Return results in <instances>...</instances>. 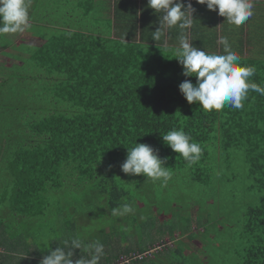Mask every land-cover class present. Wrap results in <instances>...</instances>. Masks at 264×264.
<instances>
[{
	"label": "trees",
	"instance_id": "obj_1",
	"mask_svg": "<svg viewBox=\"0 0 264 264\" xmlns=\"http://www.w3.org/2000/svg\"><path fill=\"white\" fill-rule=\"evenodd\" d=\"M48 1L41 6L40 0H33L29 10L35 24L55 26L30 28L33 35L44 37L41 45L18 41L20 33L0 43L2 55L22 62L10 66L17 70L13 73L1 71L7 78L0 80V91L9 95L0 105V264H39L43 255L16 259L13 247L21 246L26 235L37 239L24 227L53 214L47 195L62 188L68 178L97 179L94 187L106 206L130 203L135 211L126 220L133 216L137 221L140 201L127 197L125 181L136 185L145 176L121 170L127 146L135 142L159 149L172 172L188 169L200 184L211 183L214 158L224 164L221 169L234 170L230 154L240 157L246 168L242 176L246 193L256 199L238 211L239 228L226 229L233 234L226 242L237 244L233 264H264V96L250 92L243 109L225 107L205 113L198 103L189 104L179 89L186 79L196 82L195 76H184L182 65L172 58L179 29L170 30L168 44L161 42L160 48L151 37L159 20L152 23L150 7L141 9L140 17L133 0H124L121 7L120 0ZM191 2L197 11L190 39L194 46L210 48L216 36L200 29L202 24L215 26L216 17L209 15L206 5ZM47 18L51 20L45 22ZM202 34L207 42L200 41ZM11 47L23 53H9ZM235 52L241 64L255 66L251 79L264 86L262 56H255V50L245 55L241 46ZM172 128L183 129L201 145L203 154L196 164L188 165L164 143L162 133ZM165 222L157 226L159 232L167 228ZM149 226V233L155 235L156 224ZM155 240L109 245L100 264H188V248L177 250L178 260L165 255L161 258L167 262L151 261L154 252L169 245L162 240L155 245ZM37 245V250L44 249ZM43 252L48 254L47 249ZM31 258L35 262L29 263Z\"/></svg>",
	"mask_w": 264,
	"mask_h": 264
},
{
	"label": "rangeland",
	"instance_id": "obj_2",
	"mask_svg": "<svg viewBox=\"0 0 264 264\" xmlns=\"http://www.w3.org/2000/svg\"><path fill=\"white\" fill-rule=\"evenodd\" d=\"M40 3L42 6L43 0H40ZM50 20L51 18H47L45 22ZM35 29L39 28L35 27ZM15 34L0 35V43L3 40H12ZM16 39L35 45L42 43L40 36L33 35L27 29L20 33ZM10 49L9 53H23L22 50L15 47ZM21 63L20 60L0 53V80L7 78V75L1 71L13 73L17 70L12 67ZM2 64L12 67L6 68ZM5 96V91H0V105L8 100L9 95ZM230 159L234 170L221 169L224 166L221 160L215 158L212 160V165L215 166L212 171L213 179H211V183L207 184L195 181V177L191 176L188 169L172 172V178L166 186H162L159 181L147 180L146 176L143 178V183L140 181L136 185L125 181L129 192L127 197L135 199L136 203L140 201V207L137 209L141 215L137 221L132 220L133 216H130L131 221L128 222L127 216L123 218L111 216L110 209L101 200L100 194L94 187V184L98 182L97 179L84 182L77 176L68 178L62 188L51 191L47 195L53 206V214L49 213L46 220L44 218L34 219L36 224H33L32 227H24L35 233L37 239H32L34 237L30 236L31 234L26 235L25 240H21L23 243L21 246L13 247V254L16 259L29 258L34 253L44 256L46 252L43 251H46L47 248L45 249L43 244L46 241L52 238H66L70 235H79L87 241L99 240L107 250L112 244L119 246H125L132 242L136 245L139 243L148 244L151 243L152 238L155 240L157 237L158 240L154 241L155 245L163 242H167L169 245L159 253L154 252L151 255L154 256L151 259L154 262H157V259H161L159 263L167 262L165 258H161L165 255L176 256V260H178L181 256L177 250L188 248L190 250L187 252L191 254L185 252L188 255L186 257L188 264L237 263L233 254L234 248L237 249V244L234 246L233 243H229L228 245L226 241H229L233 234L226 229L228 227L239 228L242 214H239L238 211L243 205L253 202L256 198L254 195L246 193L247 187L244 184L245 180L242 179L246 169L244 163L240 162V157L238 158L235 154H230ZM237 161L239 162L236 163ZM223 169H225L224 172ZM234 172L237 174L235 177L230 175ZM222 175H224L223 179ZM227 179H229L228 182ZM60 210L63 212H58ZM228 219L229 221H227ZM163 222L167 224V228L163 227L166 229L159 232L158 227ZM229 222L235 226L230 225ZM152 223H155L156 227L158 226L155 235L149 233V227H151L149 225ZM142 224L147 228L140 227ZM172 239L174 240L172 241ZM15 243L17 242H13V244ZM37 243L41 244L44 249L37 250L39 247ZM49 244L54 249L59 245V241L52 240ZM136 251L138 250L136 249ZM80 254L79 249L75 250L74 259L78 258ZM122 257L121 260L126 258ZM32 258L28 260L29 263L35 262Z\"/></svg>",
	"mask_w": 264,
	"mask_h": 264
},
{
	"label": "clouds",
	"instance_id": "obj_3",
	"mask_svg": "<svg viewBox=\"0 0 264 264\" xmlns=\"http://www.w3.org/2000/svg\"><path fill=\"white\" fill-rule=\"evenodd\" d=\"M31 0H0V35L22 33L30 27ZM207 9L217 11L226 17L229 24L239 27L254 14L253 0H196ZM147 6L159 15V27L152 31V39L161 48L168 44L167 34L179 29V36L173 48L172 58H176L183 67V75L196 77L179 85L181 93L189 104L198 103L205 113L221 111L225 107L243 109L250 92L264 96V86L254 82L257 69L253 65L241 64L240 55L233 51L226 36H219L217 44L222 45V53L208 52L194 46L190 39V29L194 23L197 9L191 0H147ZM164 143L173 152L179 153L188 165L196 164L203 154L201 145L193 140L183 129L172 128L162 133ZM127 158L121 164V170L128 175L143 174L147 180L159 181L166 186L172 178L167 158H162L159 149L147 143L127 146ZM111 167V166H109ZM130 203L112 207L111 216L123 218L134 213ZM58 240L59 245L52 249L49 242ZM48 254L39 264H100L106 255L105 245L99 240L87 241L79 235L66 238H52L43 244ZM81 254L74 259L75 250Z\"/></svg>",
	"mask_w": 264,
	"mask_h": 264
},
{
	"label": "crops",
	"instance_id": "obj_4",
	"mask_svg": "<svg viewBox=\"0 0 264 264\" xmlns=\"http://www.w3.org/2000/svg\"><path fill=\"white\" fill-rule=\"evenodd\" d=\"M44 2H50L48 0H43ZM124 0H120V7L124 3ZM138 5V15L141 17L142 10H147V0H133ZM33 0H31L30 8L32 7ZM254 3V14L253 16L246 21L243 25L236 27L235 25L229 24L228 22L225 23V25L221 24L220 20H225L226 17H222L218 14V10L216 13H213L211 10L209 12V15L212 14L215 15L216 19H212L216 25H209V24H202L200 32L201 33H207V32H213V34L216 36V39L211 38V45L210 48L205 45L204 49L215 51L214 53H222L223 46L217 44V39L219 36H226L229 40V43L231 45V48L233 51L238 50L240 46L242 47V50L244 51L245 55H248L249 53H253L255 50V56L258 55V57L262 56V59H264V0H253ZM142 9V10H141ZM203 13L201 12V16ZM150 19L152 20V23H156V21L159 20V15L154 12L153 9L150 8ZM35 22V21H34ZM30 20V27L27 28L28 31H31L30 28L33 27H41V28H53L55 27L53 24H46L43 22L40 23H34ZM212 24V23H210ZM38 34V33H37ZM43 42L45 39L43 36L39 35ZM200 41H206L207 38L205 36L200 35ZM214 44V45H213ZM203 49V48H202ZM253 50V51H252Z\"/></svg>",
	"mask_w": 264,
	"mask_h": 264
},
{
	"label": "built area",
	"instance_id": "obj_5",
	"mask_svg": "<svg viewBox=\"0 0 264 264\" xmlns=\"http://www.w3.org/2000/svg\"><path fill=\"white\" fill-rule=\"evenodd\" d=\"M124 262H127V260L125 259Z\"/></svg>",
	"mask_w": 264,
	"mask_h": 264
}]
</instances>
